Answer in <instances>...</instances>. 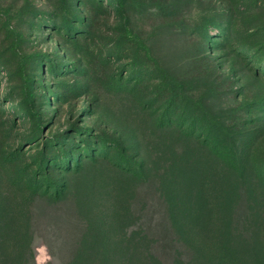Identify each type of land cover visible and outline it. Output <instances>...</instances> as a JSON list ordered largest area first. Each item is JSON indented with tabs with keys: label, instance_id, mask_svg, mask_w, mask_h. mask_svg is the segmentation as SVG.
<instances>
[{
	"label": "rangeland",
	"instance_id": "obj_1",
	"mask_svg": "<svg viewBox=\"0 0 264 264\" xmlns=\"http://www.w3.org/2000/svg\"><path fill=\"white\" fill-rule=\"evenodd\" d=\"M0 0V264H264V0Z\"/></svg>",
	"mask_w": 264,
	"mask_h": 264
},
{
	"label": "trees",
	"instance_id": "obj_2",
	"mask_svg": "<svg viewBox=\"0 0 264 264\" xmlns=\"http://www.w3.org/2000/svg\"><path fill=\"white\" fill-rule=\"evenodd\" d=\"M125 1L124 0H117L116 1V6H117V8L118 9H122L123 8V6H124V3Z\"/></svg>",
	"mask_w": 264,
	"mask_h": 264
}]
</instances>
